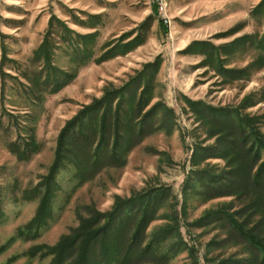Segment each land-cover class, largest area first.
I'll return each instance as SVG.
<instances>
[{
    "label": "rangeland",
    "instance_id": "obj_1",
    "mask_svg": "<svg viewBox=\"0 0 264 264\" xmlns=\"http://www.w3.org/2000/svg\"><path fill=\"white\" fill-rule=\"evenodd\" d=\"M262 2L264 0H170L172 26L166 28L165 33L150 0H0V190L4 214L0 221V249L5 247L0 252V264L49 263L50 259L30 258L26 253L34 245L56 244L61 236L78 225L79 213L86 216L82 210L86 205L94 204L105 212L113 207L118 196L127 198L135 192L165 185L172 187L181 202L194 146L198 142L205 146L214 143V140L206 141L204 128L183 98L202 100L213 106L236 107L247 96L255 94L262 100L259 98L261 102L246 113L264 114V68L253 70L249 78L225 84L213 71L199 66L202 57L185 55L184 50L193 41H210L218 46L247 34L262 37L264 4L259 7ZM90 16H101L95 19L96 26L78 25L75 20L76 17L88 20ZM53 17L81 35L99 31L92 62L80 67L76 78L56 94L36 88L41 84V77L46 79L47 71L46 58L39 60L37 51L46 39ZM238 25H243L238 34L215 38ZM138 35H142L144 42L134 50L107 62L94 63V59L104 53L101 48L105 43L126 44ZM124 37L127 39L121 41ZM66 48L62 45L56 49L51 65L76 70L75 61L65 52ZM259 54L261 52L252 46L240 49L231 58L230 67L245 68ZM157 59L161 63L154 98L148 109L159 102L172 107L176 111L173 133L168 135L161 131L147 137L129 155L125 168L107 170L82 187L75 188L73 169L62 171L58 176L61 191L55 201L56 220L34 241L19 238V229L34 217L39 204L38 200L25 201L23 194L48 175L57 140L67 122L94 99H100L105 89L122 87L146 64ZM162 119L165 118L156 119L157 125ZM31 136L37 150H28V155L20 159L13 149L19 147L17 151L22 152L28 141H32ZM207 162L223 165L219 159ZM229 200L201 204L191 198L187 222L196 221L206 210ZM165 223L155 221L148 232ZM221 225L183 229L201 259L207 249L211 260L234 258L239 251H244V246L233 239L225 242L230 229ZM169 264L194 263L188 253H182ZM200 264L209 263L203 259Z\"/></svg>",
    "mask_w": 264,
    "mask_h": 264
},
{
    "label": "trees",
    "instance_id": "obj_2",
    "mask_svg": "<svg viewBox=\"0 0 264 264\" xmlns=\"http://www.w3.org/2000/svg\"><path fill=\"white\" fill-rule=\"evenodd\" d=\"M100 17L74 18L78 25L91 27L96 26L94 21ZM50 23L46 39L37 51L39 60L46 58L44 68L49 72L46 71L45 80L41 77V84L36 88L56 94L76 78L80 67L92 62L99 31L81 35L54 17ZM161 27L168 32L163 23ZM242 28L243 25H238L215 38L232 37ZM110 42L102 46L104 53L94 59V63L124 56L144 40L138 35L126 44L110 45ZM62 45L67 46L65 52L73 57L76 70L51 65L56 49ZM248 46L261 54L245 68L230 67L231 58ZM263 53L264 35L254 34L218 46L210 41H193L184 50L185 55L202 57L199 66L213 71L225 84L249 78L253 70L263 69ZM160 63L157 59L146 64L120 88L105 89L100 99H94L67 122L57 140L48 175L23 194L25 201L38 200L39 204L34 217L19 229V238L34 241L56 220L55 201L61 191L58 176L62 171L73 169L75 188L82 187L107 170L125 168L129 155L147 137L161 131L168 135L173 133L176 111L172 107L159 102L148 109L154 98ZM259 98L251 94L236 107L213 106L202 100L183 98L204 128L206 141L214 140V143L205 146L198 142L194 146L181 202L172 187L165 185L135 192L127 198L118 196L113 207L105 212L94 204L86 205L82 208L86 216L79 213L78 225L61 236L56 244L34 245L26 255L50 259L47 264H169L182 253H188L194 264H200L203 259L209 264H264V114L246 113L261 102ZM161 116L165 119L157 125L156 119ZM31 138L22 152L17 151L19 147L13 149L20 159L28 155V150H37L34 136ZM211 159L222 160L223 165L207 162ZM1 196L0 190V221L4 216ZM191 198L201 204L224 198L230 200L206 210L201 218L188 223L187 207ZM162 210L165 213L161 214ZM158 220L165 221V225L149 233L152 223ZM212 224L230 229L225 242L233 239L244 246V251H239L234 258L211 260L207 249L201 259L183 229L205 228Z\"/></svg>",
    "mask_w": 264,
    "mask_h": 264
},
{
    "label": "built area",
    "instance_id": "obj_3",
    "mask_svg": "<svg viewBox=\"0 0 264 264\" xmlns=\"http://www.w3.org/2000/svg\"><path fill=\"white\" fill-rule=\"evenodd\" d=\"M151 6L156 11L158 17L166 28L172 26V17L170 14V0H150Z\"/></svg>",
    "mask_w": 264,
    "mask_h": 264
}]
</instances>
